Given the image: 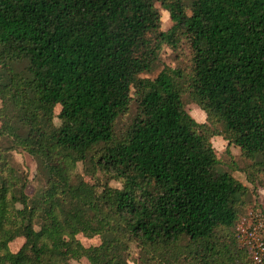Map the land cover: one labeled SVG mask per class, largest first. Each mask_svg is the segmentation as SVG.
Masks as SVG:
<instances>
[{"label":"trees","instance_id":"trees-1","mask_svg":"<svg viewBox=\"0 0 264 264\" xmlns=\"http://www.w3.org/2000/svg\"><path fill=\"white\" fill-rule=\"evenodd\" d=\"M259 188L264 0H0V264H256Z\"/></svg>","mask_w":264,"mask_h":264},{"label":"rangeland","instance_id":"rangeland-1","mask_svg":"<svg viewBox=\"0 0 264 264\" xmlns=\"http://www.w3.org/2000/svg\"><path fill=\"white\" fill-rule=\"evenodd\" d=\"M160 15H161V30L166 31L171 27V21L169 19V16L166 12L160 10ZM161 60L162 63L171 67L175 66V62H174V58H173V54L171 53V51L167 48H164L161 52ZM186 111L189 113V115L196 121L199 123H204L205 122V114L195 105L192 103H187L186 104ZM59 112V108H56L55 113L57 114ZM212 146L215 150V153L217 154V156L220 158L221 163H220V169L222 170H229L231 169L230 165L231 161L233 162V164L236 166V168H239V170H243L244 166H245V162L242 161L239 158V150L233 146L230 147V152L233 154L232 159L229 158V156H227L225 154V150H226V142L220 138V137H215L212 138L211 140ZM14 160L16 161V163L19 165V167L21 168V170L23 172H26L29 178V186H28V195H32L35 190H36V182L33 180L34 178V172H35V165L34 162L32 161L31 158L27 157V156H21L18 154H14ZM78 173L83 176V178L85 180H89L88 176H86L83 173V170L81 167L78 168ZM232 174L234 175V177L237 180L242 181L243 183H246L245 181V174H243V172L241 171H233ZM112 186L116 187L119 186L115 183L111 184ZM258 199H259V203L261 206V211H262V216L264 219V190L263 189H258ZM251 209H247L243 215L241 216L238 224H237V230L238 228H246V223L248 222V214L249 212H251ZM254 212V211H252ZM259 212V211H258ZM77 239L79 240V242L81 243V245L84 248H90L92 246H97L99 245L100 241L97 237L92 238V239H87L82 235H78ZM24 243V240L21 238H18L14 241H12L9 244V251L11 254H15L19 251V249L22 247ZM69 264H88L86 259H81L80 261H71Z\"/></svg>","mask_w":264,"mask_h":264},{"label":"built area","instance_id":"built-area-1","mask_svg":"<svg viewBox=\"0 0 264 264\" xmlns=\"http://www.w3.org/2000/svg\"><path fill=\"white\" fill-rule=\"evenodd\" d=\"M238 240L256 264H264V219L260 212H249L246 228H238Z\"/></svg>","mask_w":264,"mask_h":264}]
</instances>
